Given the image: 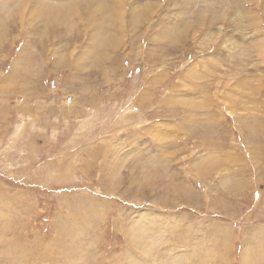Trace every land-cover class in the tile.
Segmentation results:
<instances>
[{
    "label": "rangeland",
    "instance_id": "obj_1",
    "mask_svg": "<svg viewBox=\"0 0 264 264\" xmlns=\"http://www.w3.org/2000/svg\"><path fill=\"white\" fill-rule=\"evenodd\" d=\"M258 227L264 0H0V264H254Z\"/></svg>",
    "mask_w": 264,
    "mask_h": 264
},
{
    "label": "crops",
    "instance_id": "obj_2",
    "mask_svg": "<svg viewBox=\"0 0 264 264\" xmlns=\"http://www.w3.org/2000/svg\"><path fill=\"white\" fill-rule=\"evenodd\" d=\"M263 233H264V229L258 227V228L255 230L254 236L252 237L253 240L256 241V239L259 238L260 241H261V239H264V234H263ZM253 253H254L253 256L255 257L254 264H262V263L264 264V258H263V256H262V254H261V257H262V258L259 259V256H260L259 249H258V248H255V249L253 250ZM258 259H259V260H258ZM242 263H245L244 259H243Z\"/></svg>",
    "mask_w": 264,
    "mask_h": 264
},
{
    "label": "bare ground",
    "instance_id": "obj_3",
    "mask_svg": "<svg viewBox=\"0 0 264 264\" xmlns=\"http://www.w3.org/2000/svg\"><path fill=\"white\" fill-rule=\"evenodd\" d=\"M34 1H39V0H23L24 3H34ZM64 1H65V0H64ZM59 3H60V4H64L63 1H59ZM57 4H58V3H57ZM65 5H66V4H65ZM81 5H82V4H81ZM58 6H59V5H58ZM62 6H63V5H62ZM66 7H67V6H66ZM70 7H71V6L68 5V7H67L65 10H67L68 8L70 9ZM72 8H73V7H72ZM54 9H55V8H54ZM54 9H53V10H54ZM106 9H107V8H106ZM65 10H64V11H65ZM22 11H23V10H19V11H17V10L15 9V10H13L12 12H13V13L16 12V15H19V17H20L19 19H23V20H22V22H23L25 17H23L24 14H23ZM72 11H73V10H72ZM55 15H56V14H55ZM55 15H54V16H55ZM36 16H37V15H36ZM61 16H62V15H61ZM51 17H52V16H51ZM56 18H57V17H56ZM75 19H76V18H75ZM63 20H64V18H63ZM56 21H57V20H56ZM58 21H59V20H58ZM53 23H54V22H53ZM108 35H109V34H107V36H108ZM107 38H108V37H107ZM105 47H106V46H105Z\"/></svg>",
    "mask_w": 264,
    "mask_h": 264
}]
</instances>
